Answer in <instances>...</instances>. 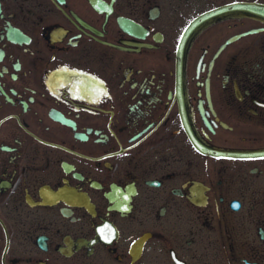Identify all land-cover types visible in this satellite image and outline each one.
Here are the masks:
<instances>
[{"label": "flooded vegetation", "instance_id": "1", "mask_svg": "<svg viewBox=\"0 0 264 264\" xmlns=\"http://www.w3.org/2000/svg\"><path fill=\"white\" fill-rule=\"evenodd\" d=\"M0 264H264V0H0Z\"/></svg>", "mask_w": 264, "mask_h": 264}, {"label": "snow or ice", "instance_id": "2", "mask_svg": "<svg viewBox=\"0 0 264 264\" xmlns=\"http://www.w3.org/2000/svg\"><path fill=\"white\" fill-rule=\"evenodd\" d=\"M238 207V206H237Z\"/></svg>", "mask_w": 264, "mask_h": 264}]
</instances>
